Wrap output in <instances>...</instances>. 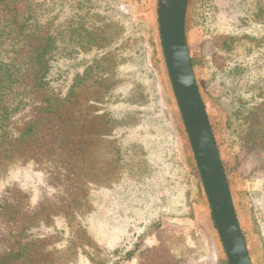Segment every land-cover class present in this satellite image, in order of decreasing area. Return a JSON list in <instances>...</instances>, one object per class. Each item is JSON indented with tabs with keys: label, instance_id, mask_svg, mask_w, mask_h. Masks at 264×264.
Wrapping results in <instances>:
<instances>
[{
	"label": "rangeland",
	"instance_id": "1",
	"mask_svg": "<svg viewBox=\"0 0 264 264\" xmlns=\"http://www.w3.org/2000/svg\"><path fill=\"white\" fill-rule=\"evenodd\" d=\"M85 1L18 0L6 16L16 30L45 17L57 54H73L86 78L62 82V91L71 84L74 92L55 114L32 82L19 88L27 103L0 144V256L19 254L15 264H113L116 250L138 245L124 264L227 260L166 66L159 0H94L87 9ZM189 3L196 80L251 260L264 264V145L244 142L245 112L264 98V0ZM3 4L2 51L20 38L24 56L43 41L6 32ZM83 28L98 47L71 42L70 30Z\"/></svg>",
	"mask_w": 264,
	"mask_h": 264
},
{
	"label": "trees",
	"instance_id": "2",
	"mask_svg": "<svg viewBox=\"0 0 264 264\" xmlns=\"http://www.w3.org/2000/svg\"><path fill=\"white\" fill-rule=\"evenodd\" d=\"M3 4V10L6 12L4 22L9 34L14 33V37L22 35V32L26 33L27 42L30 43V39L38 40L42 39L43 43L35 46V49L19 56L18 44L23 39L17 38L13 41L11 51L5 54L3 50V37L4 29L0 28L2 34H0V144H7L6 137L8 135V128L10 127L11 120L18 115L26 105V101L23 98L24 90L20 91L23 83L32 82L37 90H40L45 95V102L47 104L46 111L50 114L57 113L60 109H63L69 104L71 97L73 96V85L69 84L67 91H62V82L66 83L70 81V74L76 75L74 79L83 80L85 75H79L81 68L77 64V58L73 54L65 53V56H59L57 49L59 47V40L55 31H47V19L45 17H38L35 21L27 20L24 25H21L19 30H16L14 25H9V19L6 16L10 13V10L16 11V3L18 0H0ZM90 8V5L94 0L85 1ZM83 4V7L85 6ZM190 3L188 5V10ZM42 21V22H41ZM188 21V15L186 16V23ZM44 36L40 38L41 33ZM79 32L78 35L76 33ZM28 34V35H27ZM70 40L76 43L75 46L79 48H87L90 43L93 46L98 47L101 40H98L92 31L86 28L81 30L71 29ZM91 44V45H92ZM104 61V58H100L98 64ZM193 68L197 66V63L192 59ZM72 68L78 73H72ZM78 77V78H77ZM24 104V105H23ZM251 106V105H250ZM237 114L240 110H236ZM242 112V111H241ZM245 124L247 125L246 137L248 138L245 144H254L255 147H261L264 145V98L257 97L255 103L247 109L245 112ZM39 129V123L33 124L25 129L22 136L32 137L36 130ZM201 188L203 186L201 185ZM204 193V191H203ZM213 218V216H212ZM214 221V218H213ZM214 225L216 227L215 221ZM217 229V227H216ZM244 238L245 234L243 232ZM138 252V245L135 249L124 252L116 250L114 255L116 256L113 264H124L132 261ZM20 258L19 254L0 256V264H15ZM219 264H229L226 259L220 260Z\"/></svg>",
	"mask_w": 264,
	"mask_h": 264
},
{
	"label": "water",
	"instance_id": "3",
	"mask_svg": "<svg viewBox=\"0 0 264 264\" xmlns=\"http://www.w3.org/2000/svg\"><path fill=\"white\" fill-rule=\"evenodd\" d=\"M188 3L189 0L158 1V28L164 58L227 261L253 264L188 48Z\"/></svg>",
	"mask_w": 264,
	"mask_h": 264
}]
</instances>
